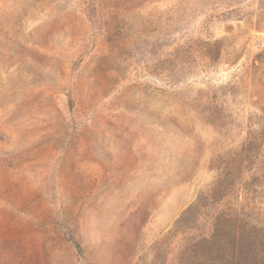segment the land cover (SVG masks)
Instances as JSON below:
<instances>
[{
  "label": "rangeland",
  "instance_id": "obj_1",
  "mask_svg": "<svg viewBox=\"0 0 264 264\" xmlns=\"http://www.w3.org/2000/svg\"><path fill=\"white\" fill-rule=\"evenodd\" d=\"M263 130L264 0H0V264H261Z\"/></svg>",
  "mask_w": 264,
  "mask_h": 264
},
{
  "label": "trees",
  "instance_id": "obj_2",
  "mask_svg": "<svg viewBox=\"0 0 264 264\" xmlns=\"http://www.w3.org/2000/svg\"><path fill=\"white\" fill-rule=\"evenodd\" d=\"M257 133L249 139L238 154L226 160L222 164L223 166H216L218 177L209 194L213 200L219 201L221 197H227L229 193H235L237 190L244 188V186L256 183L264 177L263 167H257L258 163H261V159L257 154V147L261 139H264V130ZM251 161H255V166H250ZM244 169L249 173V177L245 179L243 178ZM258 245L260 248L259 261L264 264V237L261 238V242Z\"/></svg>",
  "mask_w": 264,
  "mask_h": 264
}]
</instances>
